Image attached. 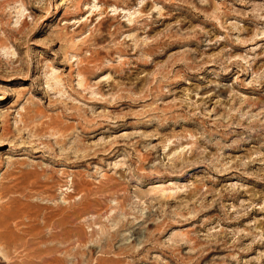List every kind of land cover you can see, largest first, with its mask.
<instances>
[{
    "label": "rangeland",
    "instance_id": "1",
    "mask_svg": "<svg viewBox=\"0 0 264 264\" xmlns=\"http://www.w3.org/2000/svg\"><path fill=\"white\" fill-rule=\"evenodd\" d=\"M0 264H264V0H0Z\"/></svg>",
    "mask_w": 264,
    "mask_h": 264
},
{
    "label": "bare ground",
    "instance_id": "2",
    "mask_svg": "<svg viewBox=\"0 0 264 264\" xmlns=\"http://www.w3.org/2000/svg\"><path fill=\"white\" fill-rule=\"evenodd\" d=\"M56 13V12H55ZM57 14V13H56Z\"/></svg>",
    "mask_w": 264,
    "mask_h": 264
}]
</instances>
